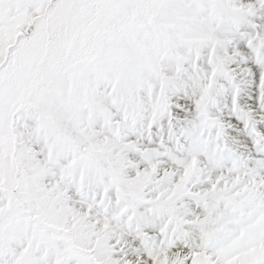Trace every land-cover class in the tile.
Listing matches in <instances>:
<instances>
[{
    "label": "snow or ice",
    "instance_id": "6c2138e0",
    "mask_svg": "<svg viewBox=\"0 0 264 264\" xmlns=\"http://www.w3.org/2000/svg\"><path fill=\"white\" fill-rule=\"evenodd\" d=\"M0 264H264V0H0Z\"/></svg>",
    "mask_w": 264,
    "mask_h": 264
}]
</instances>
